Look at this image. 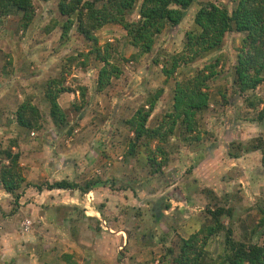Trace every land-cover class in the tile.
Here are the masks:
<instances>
[{
  "label": "rangeland",
  "instance_id": "rangeland-1",
  "mask_svg": "<svg viewBox=\"0 0 264 264\" xmlns=\"http://www.w3.org/2000/svg\"><path fill=\"white\" fill-rule=\"evenodd\" d=\"M32 2L34 16L25 30L21 12L0 17V149L19 154L25 179L17 204L0 182V264H172L168 250L176 255L181 238L197 232L208 221V209L217 206L231 210L222 220L236 240L262 243L264 81L245 94L233 91L243 34L226 33L218 50L178 63L169 76L162 69L171 68V57L184 49L185 33L196 29L200 4H223L231 11L235 2L194 0L147 53L131 45L119 24L97 29L96 45L76 25L63 36L67 19L58 11L59 0ZM141 2L125 12L126 21L138 20ZM95 48L120 71L101 90L97 73L103 63ZM211 64L214 75L206 80L208 107L198 117L199 128L187 135L178 126L165 142L151 140L148 149L137 143L130 154L134 132L128 120L136 111L149 109L161 90L146 126L162 127L176 83ZM52 79L70 88L58 96L66 115L62 127L51 121L45 98ZM26 99L40 110L38 130L15 121ZM158 144L157 159L166 155L168 162L153 173L146 153H156ZM59 180L95 185L86 193L34 187ZM223 242V233L209 240L211 258L223 252Z\"/></svg>",
  "mask_w": 264,
  "mask_h": 264
},
{
  "label": "trees",
  "instance_id": "trees-1",
  "mask_svg": "<svg viewBox=\"0 0 264 264\" xmlns=\"http://www.w3.org/2000/svg\"><path fill=\"white\" fill-rule=\"evenodd\" d=\"M101 2L100 6L97 3ZM136 0H59L58 11L66 17L62 25V35L66 36L71 27L76 25L77 31L94 45L97 38L94 32L106 24H119L127 32L131 45L138 48L140 53L150 52L155 42V37L166 27L179 24L184 18L187 9L194 0H142L139 9V18L135 22L125 20V12L133 7ZM234 8L229 11L221 4L212 2L202 3L194 16L196 29L185 33L184 49L181 53L171 57L170 69L162 68L166 75H171L180 62H191L204 56L207 52L218 50L223 42L225 34L230 31L243 34L240 47L233 66V91L240 95L251 92L264 81V0H233ZM13 12H21L20 27L25 30L30 25L34 16L32 0H0V17ZM98 59L103 66L97 73V88H105L112 77H118L120 71L109 63L108 54H100L95 48ZM212 70L206 73L207 70ZM214 75L213 65L205 66L196 74L181 82H177L174 89L173 105L169 113L163 119L162 127L148 128L146 122L153 109L156 98L161 94L157 91L150 100L149 109L140 108L135 116L128 120L130 129L134 132V138L130 145L129 153L141 143L148 149L151 140L159 144L165 142L167 137L174 133L180 126L184 134H191L198 128V117L208 107V94L206 92V80ZM56 79L49 80L45 89V98L49 104V116L57 127L66 123V115L58 103L61 92L70 91V88L58 86ZM251 96L249 105H253ZM261 117V116H260ZM39 108L29 100H24L15 110L16 123L29 130H38L42 127ZM156 145L155 152L148 150L146 153L147 164L154 167L153 173H158L168 162L167 156L162 155L157 159V151L161 147ZM2 160L7 163L0 164V182L3 189L10 193L17 204L21 194L18 190L25 181L18 164L19 154L11 148L0 149ZM264 164V150L262 156ZM94 182H88L85 186H79L67 180H59L54 183L34 185L41 191L44 187L51 189H78L83 193L92 190ZM27 185V184H26ZM208 221L197 232L188 238H181L178 252L168 250L172 255V264H264V211L260 219V234L262 243L243 242L236 240L233 229L227 226L222 218L230 217L231 210L223 206L208 209ZM224 234L223 252L216 258H211L206 249L209 240L218 234Z\"/></svg>",
  "mask_w": 264,
  "mask_h": 264
},
{
  "label": "crops",
  "instance_id": "crops-1",
  "mask_svg": "<svg viewBox=\"0 0 264 264\" xmlns=\"http://www.w3.org/2000/svg\"><path fill=\"white\" fill-rule=\"evenodd\" d=\"M0 191H3V189H0Z\"/></svg>",
  "mask_w": 264,
  "mask_h": 264
}]
</instances>
